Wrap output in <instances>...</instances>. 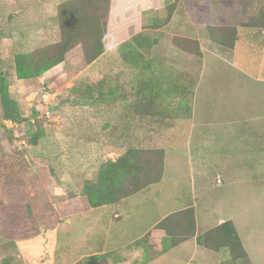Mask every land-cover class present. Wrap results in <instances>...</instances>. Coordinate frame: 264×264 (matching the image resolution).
I'll return each instance as SVG.
<instances>
[{
  "label": "rangeland",
  "instance_id": "rangeland-1",
  "mask_svg": "<svg viewBox=\"0 0 264 264\" xmlns=\"http://www.w3.org/2000/svg\"><path fill=\"white\" fill-rule=\"evenodd\" d=\"M68 1L0 0V73L21 116L7 120L0 101V264H93L90 255L127 243L161 213L187 205L195 206L201 226L208 216L212 223L234 211L264 239V55L240 48L236 68L199 81L195 51L173 56L170 72L165 60L148 65L123 45L89 64L86 46H78L66 64L20 77L18 55L61 41L59 16ZM132 65L155 69L136 73ZM184 67L192 72L186 77ZM100 81L109 90L122 86L132 101L117 104L110 96L103 104L91 91ZM139 97L153 102L152 125L119 124V107L126 104L133 118L128 106ZM94 115L93 123L87 116ZM37 129L43 136L33 146ZM140 139L164 163L163 180L119 205L70 217L63 206L97 182L104 156L115 159ZM115 209L121 219L111 214ZM179 250L178 261L172 255L165 264H179Z\"/></svg>",
  "mask_w": 264,
  "mask_h": 264
},
{
  "label": "crops",
  "instance_id": "crops-1",
  "mask_svg": "<svg viewBox=\"0 0 264 264\" xmlns=\"http://www.w3.org/2000/svg\"><path fill=\"white\" fill-rule=\"evenodd\" d=\"M107 30L108 33L105 36L107 50L102 57L108 49L115 46L118 48L127 43L130 44L131 51L143 56V61L165 60L166 65L169 64L171 67L170 72L172 71L170 60L179 51L192 56L197 54L179 49L173 44V40L177 38L198 43L200 81L206 77L205 75L210 77L219 70L227 71L229 68H236L234 58L240 48L254 52V54L264 55V0H111ZM240 44L244 46L240 47ZM262 65L264 66V62ZM129 68L136 73L149 75L155 69L152 65L150 67L132 65ZM184 68L186 69L180 70L179 68V72H182L180 74H185L186 77L192 73L187 67ZM209 82L211 81L207 83ZM104 85L109 87L108 83ZM116 86L119 87V94H117V98H113L114 101H117V104L131 102L132 100H127L124 88ZM103 102L106 104V98L103 99ZM119 109L121 110L119 116L122 118L119 119V124L126 119H147L150 115L140 111L136 115L133 112L135 117L128 118V116L126 117V104ZM87 117L93 123L97 122L95 115ZM126 128L125 123H122L119 130L125 131ZM138 129L142 128L138 127ZM123 152L122 149V153H119L115 159H111L109 155H105L104 159L105 161L107 159L116 160ZM79 192L69 200L74 201L77 205H84V200L78 196ZM125 200L127 198L119 204L124 203ZM100 209L82 211L77 209L70 217ZM188 209L194 210L195 233L188 240L175 244L167 231L158 227L171 215ZM111 214H114V218L117 219L122 217L118 209L112 211ZM212 217H206L201 226L194 205L166 211L158 215L127 243L116 246L110 251L90 255L89 263L165 264L167 260H171L172 255L175 256L176 263L178 260H176L175 250L180 249L178 255L182 257V260L179 261V264H243L241 260L234 261L228 251L215 253L207 250L204 246V235L208 231L227 221H232L242 239L249 262L264 264V239L262 237L258 239V235L254 234V231L250 233L248 227L251 224L245 217L239 218L233 211L228 215L220 214L211 223ZM100 260L102 261L100 262Z\"/></svg>",
  "mask_w": 264,
  "mask_h": 264
},
{
  "label": "trees",
  "instance_id": "trees-1",
  "mask_svg": "<svg viewBox=\"0 0 264 264\" xmlns=\"http://www.w3.org/2000/svg\"><path fill=\"white\" fill-rule=\"evenodd\" d=\"M110 3L111 0H70L63 4L59 16L62 30L61 41L33 53L18 55L15 64L19 76L26 77V79L38 77L66 64L67 56L78 46H86L84 54L86 63L90 64L96 61L107 50L105 36L108 33ZM188 42L189 40L185 39L175 38L173 40V44L179 49L195 51L198 54L200 51L199 46L198 49H195L198 43L194 42L195 47L188 48ZM126 47L131 49L130 44L123 45V48ZM133 53L140 61L144 60L141 54ZM145 63L151 64L149 61ZM104 84V81H100L91 90L95 91L94 94L99 95L98 99L103 101L104 98L110 96L117 97L119 87L116 86L109 90L110 87H105ZM0 101L5 118L13 122L19 121L21 117L19 106L11 96L6 77L2 76L1 73ZM141 101L142 98L139 97L136 103L134 102L128 106L131 110H134L135 115L140 111L147 113V109L152 110L154 107L151 101L145 105L141 104ZM138 119H133L134 126L139 125V128H142L141 121L143 119ZM147 119L151 126L153 116L149 115ZM42 136L43 133L40 130H33L30 144L37 146ZM137 141L127 145L123 154L116 160H106L102 163L97 182L94 185L88 182L86 189L79 192L78 196L84 200V205H77L74 201L69 200L63 206L64 210L67 208L68 213L70 212L69 216L77 209L78 211L93 210L109 205H117L122 200L139 193L150 185L162 181L164 163L161 165L154 156L156 151L150 150L142 142V139ZM61 214L63 213L61 212ZM195 226L194 210L188 209L171 215L158 228L166 230L173 238V242L178 244L194 235ZM204 246L207 250L215 253L228 251L234 261L241 260L243 264H251L242 239L232 221H227L208 231L204 235Z\"/></svg>",
  "mask_w": 264,
  "mask_h": 264
}]
</instances>
